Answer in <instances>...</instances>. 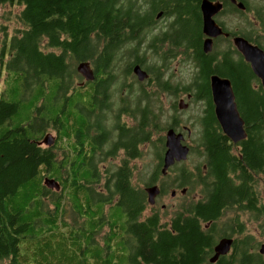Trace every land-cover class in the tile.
Returning <instances> with one entry per match:
<instances>
[{
  "label": "flooded vegetation",
  "instance_id": "1",
  "mask_svg": "<svg viewBox=\"0 0 264 264\" xmlns=\"http://www.w3.org/2000/svg\"><path fill=\"white\" fill-rule=\"evenodd\" d=\"M103 1L114 5L112 22L106 24L110 29L99 30L109 35L98 52L104 66L96 72L90 63L97 78L87 82L81 77L78 83L101 89L94 114H83L84 129H90L87 139L100 147L98 155L106 153L101 164L136 165L146 156L144 147H155L159 173L153 169L143 181L133 174L136 186L131 188H140L147 202L142 220L154 217L164 234L181 235L186 223L177 222V216L193 204L200 235L214 236L197 257L208 264L229 258L245 264L264 260V60L258 75L235 44L247 42L264 54V0ZM204 1L220 6L213 16L223 32L217 37L204 35ZM206 42L209 52L204 51ZM136 67L148 75L145 80L138 79ZM184 68L193 70L188 84L182 79ZM104 69L112 70L104 74ZM213 78L232 88L245 133L238 142L224 134L216 92L225 86L216 87ZM168 99L170 105L165 104ZM169 131L182 136L188 155L163 175ZM106 178L100 175L103 187ZM153 187L158 194L150 205L147 190ZM180 197L181 206L174 202ZM209 210L218 212L221 221L204 220ZM224 240L231 241L230 250L216 258V247ZM177 251V257L185 254L180 247Z\"/></svg>",
  "mask_w": 264,
  "mask_h": 264
},
{
  "label": "trees",
  "instance_id": "2",
  "mask_svg": "<svg viewBox=\"0 0 264 264\" xmlns=\"http://www.w3.org/2000/svg\"><path fill=\"white\" fill-rule=\"evenodd\" d=\"M4 6L19 9L12 17L21 28L10 32L9 26L0 25V264H208L197 256L214 236L200 235L193 204L177 216V222L186 223L181 235L170 236L156 218L142 220L147 202L140 188H131L134 173L129 164L107 169L102 186L100 165L106 153L98 157L100 147L88 142L90 129H84L83 120L86 110L94 114L86 105L97 102L101 89L78 84L76 66L92 63L96 72L104 66L98 52L109 35L99 30L110 29L106 24L112 22L114 5L103 0H0V9ZM9 17L11 13L2 19ZM77 89L81 96L73 99ZM47 130L57 133L52 148L38 144ZM154 171L159 173V166ZM45 178L57 181L60 190L47 188ZM110 179L113 184H107ZM85 188L89 194L85 204H79ZM66 199L74 227L86 222L97 227L91 232L90 244L98 245L92 257H82L83 251L75 249L60 253V244L53 243L35 247L32 257L20 255L23 240L33 239L39 229L53 232L59 227L52 215ZM97 203H103V210L100 204L92 207ZM219 215L209 210L204 220L218 223ZM80 238V246L88 250L86 236ZM28 245L30 251L33 244ZM178 247L185 252L181 257ZM250 260L248 264H264L261 257ZM219 264L245 263L229 258Z\"/></svg>",
  "mask_w": 264,
  "mask_h": 264
},
{
  "label": "water",
  "instance_id": "3",
  "mask_svg": "<svg viewBox=\"0 0 264 264\" xmlns=\"http://www.w3.org/2000/svg\"><path fill=\"white\" fill-rule=\"evenodd\" d=\"M218 8L207 1L202 4V13L204 17V33L209 37H217L222 34L221 29L211 20L213 16L219 11ZM237 48L245 56L246 60L253 64V67L257 74L259 75V70L261 69L259 62L264 60V54L262 51L256 50V48L251 47L244 41H238ZM211 50L210 42L204 44V51L209 52ZM77 73L83 77L87 82H91L95 79V74L88 62H80L76 66ZM136 76L140 81L145 80L148 75L141 70L140 67H136L134 70ZM214 85L216 87L225 86V90L216 92V103L218 106L217 114L218 118L222 124L224 134L234 142H238L245 137L244 130L242 128V121L236 109L234 102V94L230 83L223 81L219 78H213ZM182 136L176 135L173 131H169L166 134V147L167 151L164 156V164L162 167V174L165 175L170 167H172L175 162L184 161L187 159L188 149L182 145ZM56 137L50 133L45 134L44 138L39 145H45L46 147H52L55 145ZM44 185L52 190L59 191L60 185L57 181L53 179H44ZM148 202L150 205L154 204V199L158 194V188L153 187L147 190ZM231 247L230 240L222 241L216 247L215 257L220 255H225L229 252Z\"/></svg>",
  "mask_w": 264,
  "mask_h": 264
},
{
  "label": "rangeland",
  "instance_id": "4",
  "mask_svg": "<svg viewBox=\"0 0 264 264\" xmlns=\"http://www.w3.org/2000/svg\"><path fill=\"white\" fill-rule=\"evenodd\" d=\"M19 12V9H13L10 8L9 6H4L0 9V25H7L10 27V32L14 29V28H21V25L16 23L14 18L12 17L13 14H16ZM11 13V17L9 21H4V19H2V17H7V14ZM183 72V76L182 79L185 80V83L188 84L189 83V79L190 76L193 73V70H191V68H184L182 70ZM81 89H77L76 93L74 95L73 99H76V97H78V99L80 98V94L81 92L78 91ZM82 91V90H81ZM72 102V100L70 101ZM60 103L63 104V99H60ZM166 105H170L171 104V100H166L165 101ZM91 109H95L97 108V102L94 103L93 105L88 104L86 105ZM190 113V112H189ZM47 132L52 133L54 136L55 134L52 132V130H47ZM88 142L93 143V140H89L87 139ZM144 154L146 155L143 161H140L139 164H132L130 165L132 167L133 173L137 176V178L139 180H144L145 176L147 174H150L153 172V169L155 168L156 164L154 162V157L156 156V154L154 153V151L156 150L155 147L151 148L150 146L148 147H144ZM71 155H72V151H71ZM98 157H102V156H98ZM192 160L189 161L188 164H191ZM114 165H103L101 164L100 167H102V172L105 174V171L107 169H109L110 167H113ZM134 186H136V184H134ZM52 190V189H51ZM89 194V188H85L84 190V196L82 197V201L79 204H85V200L87 199V195ZM179 203V206H181L183 204V200L182 197L176 199L175 201ZM53 204L57 207L58 204L53 201ZM100 204V207L102 208L103 203H97V204H93L92 207L93 208H98ZM51 208L53 206H50ZM60 210L55 212L54 215H52V219L53 220H57L58 219V223H59V227L55 228L54 231L52 232V230L46 231L44 229H39L35 232V237L33 239H26L23 240L21 242V250H20V255L24 256V255H28L30 257H32V252L35 251V247L41 245V244H47V245H51L53 244H60V249L59 252L60 253H69L71 254V250L75 249L77 251V253H81V251H83L82 253V257H92V253L96 250V248L98 247V245L96 244H90V238H91V232L93 230H97V227H95V224H92L91 222H86L84 225H81V227H74L71 223V209L72 206L70 204V202L68 201V199L64 200L62 203H60L59 205ZM85 208H87V205L84 206ZM103 210V208H102ZM166 213L168 215H170L172 212L170 210V208L168 207L166 210ZM44 218L46 217L45 214L42 215ZM87 219V217H86ZM67 223L66 227H63L64 223ZM86 236L87 240H88V250H84L83 247H81L80 245H83V239H81L80 237ZM96 238V236L94 237V239ZM85 239V238H84ZM99 239V238H98ZM101 240V239H100ZM32 243L33 247L30 251H27V247L29 246L28 244ZM68 248V249H67ZM63 249H65V251H63ZM55 255V254H53Z\"/></svg>",
  "mask_w": 264,
  "mask_h": 264
},
{
  "label": "bare ground",
  "instance_id": "5",
  "mask_svg": "<svg viewBox=\"0 0 264 264\" xmlns=\"http://www.w3.org/2000/svg\"><path fill=\"white\" fill-rule=\"evenodd\" d=\"M214 18V17H213ZM213 18H211V20L214 22V19ZM203 22H204V17H203ZM219 28V27H218ZM220 29V28H219ZM203 30H204V27H203ZM222 31V30H221ZM222 34H223V32H222ZM205 36H207L206 34H204ZM208 37V36H207ZM237 43H238V41H235V44L237 45ZM247 43V42H246ZM248 44V43H247ZM248 45H250V44H248ZM251 46V45H250ZM251 47H253V46H251Z\"/></svg>",
  "mask_w": 264,
  "mask_h": 264
},
{
  "label": "clouds",
  "instance_id": "6",
  "mask_svg": "<svg viewBox=\"0 0 264 264\" xmlns=\"http://www.w3.org/2000/svg\"><path fill=\"white\" fill-rule=\"evenodd\" d=\"M53 135V134H52Z\"/></svg>",
  "mask_w": 264,
  "mask_h": 264
}]
</instances>
